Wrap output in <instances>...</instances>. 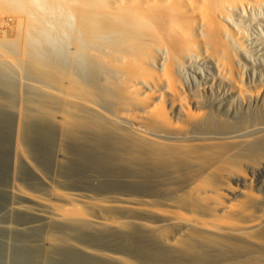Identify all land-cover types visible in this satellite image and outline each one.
I'll use <instances>...</instances> for the list:
<instances>
[{
  "label": "bare ground",
  "instance_id": "obj_1",
  "mask_svg": "<svg viewBox=\"0 0 264 264\" xmlns=\"http://www.w3.org/2000/svg\"><path fill=\"white\" fill-rule=\"evenodd\" d=\"M3 14L9 15V18L5 22L8 25L7 31L11 37L5 41L0 37V54L3 55L2 58H0V64L4 63L2 65H8L9 63L11 65L14 63V65H16L15 63L21 62L23 63L21 64L23 67H19L23 69L25 66L27 69L30 65L35 66L36 72L40 78V85L37 83L38 81H35L38 85L34 84V86H40L36 94L40 99V107H43L44 109L46 106L56 102V100L59 101V98L56 95L58 92H55L56 94L54 93V85L62 84L63 87H65V94L62 95L63 91L58 94L64 97V108L66 105V109L69 113L68 122L73 129H84L87 126H99L106 131H113L119 135L133 138L137 143L139 141L140 143L149 144L152 146L150 147L153 148L160 147L162 144H169L170 146L177 145L176 142H179L181 138H186H183L182 136H184L189 128H200L205 124L204 122L207 120L206 118L215 116L216 120L223 121L228 126L225 131L217 132L216 135L213 134L210 136V134H208L210 136L209 138L213 140V143L215 144L218 143L224 145L225 143L245 149L248 147L252 148L264 139V125L258 120L260 117L263 118L264 115V89H258V85L255 86V83L258 81V78L256 77L259 76L261 79L264 78V0H0V16ZM6 24L3 26L5 27ZM16 52L18 53V56L11 55L13 53L16 54ZM14 68L10 67L12 70ZM5 69L6 66L4 70ZM18 70L20 71L19 68ZM21 72L19 73L20 77L22 75ZM30 73L33 72L30 71ZM13 74L15 73L13 72ZM13 74L6 75L13 79L18 77V74L16 77L13 76ZM233 74H236L238 78L241 79L242 84L233 79H236ZM33 75L35 76L34 73ZM20 79L22 80V78H19L18 80ZM246 79L249 82H247L248 85H246ZM236 82H238L239 85ZM30 83L33 85V82L30 81L29 84ZM234 83L238 86L236 90H232ZM63 87L61 88L63 89ZM10 88H8L9 93L12 92V89ZM5 90H7V88ZM106 90L123 98L126 107L128 106L130 110L132 107L133 109H136L137 112L134 113V116L140 117L144 126L151 131L152 134H166L162 136L165 140L161 141L154 137L150 138L147 136L148 131L147 135L144 133L145 130L142 132L143 130L141 129H143V127L138 129V126H128L131 124L128 123L127 125L126 122V124L121 123L118 119L110 117V112V114L107 113V115L102 109L100 110L97 104V99L98 97H101V94L107 93L105 92ZM26 91L32 93V86L27 85ZM22 98L23 96L21 97V101ZM124 106L122 107L124 108ZM128 107L127 109H129ZM202 109H209L211 115L209 114L208 116H205V112L207 111ZM63 110L61 111L62 113ZM17 112L19 113L20 110ZM129 118L130 117H128V119ZM52 120L54 121L55 119ZM54 125L56 126V124ZM42 126L44 128V122L42 123ZM62 128L63 127H61V131L63 130ZM195 135L198 136L199 133ZM201 141L203 142V140ZM132 142L135 141L132 140ZM57 143L59 144L60 142ZM193 144L196 143L193 142ZM178 146H181L182 148L183 145L179 142ZM16 148L17 147H15V149ZM134 149L135 147L133 148V151ZM182 150L184 151L186 148L184 147ZM203 151L213 154L212 150L208 148ZM186 156L182 155L181 157L179 156V158L188 160L189 158ZM198 160H196V162ZM242 165L244 166V164ZM247 165L244 172L247 173L248 176H242L240 174L241 176L237 177H231L229 173L226 174L228 170L223 166H215V169L212 171L213 174L205 177L201 181L199 187L195 189V191H191V193H193L188 199V205L192 208L191 211H203L213 216L211 217L213 220L200 221V227L206 233H223L222 231L225 229H233L235 225L238 227L237 224H239L238 221L241 220V214H245L248 206V196L243 191L242 187L246 186L249 182L264 186V160L258 166ZM212 167L210 168L213 169L214 167ZM233 171L234 173H237L234 169ZM217 178H221L223 181L222 185L215 183V181L219 180ZM131 190H133V187ZM188 191L190 190L188 189ZM182 198L184 197L182 196ZM23 208H25V206ZM20 209H22V207ZM182 210L183 209L180 211ZM23 213H25V211ZM50 214H52V212ZM65 215L68 219H66V216L60 218V215V217H57V220L62 219L63 221L65 217L66 221L68 220L73 224H76L74 222L77 221L81 222L88 220H86V211L82 207L70 209ZM192 215L194 216V213ZM106 218H104V220H106ZM113 220L116 221V219ZM257 220H260V218ZM66 221L64 220L63 222ZM172 221L173 220L170 222ZM257 222L260 223V221ZM247 224L241 225L244 226ZM252 225L253 224H250L249 227H252ZM81 226L83 227V225ZM188 226L185 225V227ZM242 226H240V228H242ZM253 226H256V224L254 223ZM180 227H182V225H180ZM188 229H190V227ZM80 230H82V228ZM258 230L260 231V229ZM181 231V233H183L182 229ZM236 234L238 235V233ZM176 244L178 243L176 242ZM261 244L262 243H260V245ZM233 245H231V247ZM176 247L178 248V246ZM158 249L160 250V247ZM226 249L228 248L226 247ZM200 252L202 253V251ZM94 254H97V252ZM1 257L2 256H0V258ZM263 259L264 258H262V260ZM262 263L263 262H261V264Z\"/></svg>",
  "mask_w": 264,
  "mask_h": 264
},
{
  "label": "rangeland",
  "instance_id": "obj_2",
  "mask_svg": "<svg viewBox=\"0 0 264 264\" xmlns=\"http://www.w3.org/2000/svg\"><path fill=\"white\" fill-rule=\"evenodd\" d=\"M6 15L7 14H3L0 16V37L4 41L11 37L7 31L8 25L5 22L9 18V15ZM4 24H6V29L3 26ZM12 37L15 38L14 36ZM17 54L18 53L16 52V54L13 53L11 55L18 56ZM2 56L3 55L0 54V58H2ZM2 64H0V256H2L0 258V264H241L242 262V264H261V262L264 264V259L262 260V258H264L263 185L252 184L249 182L246 186H244L245 188L242 187L243 191L248 196L247 211L245 214H241V220L238 221L240 225L237 224L238 227L235 225L237 229L234 226L233 229H225V232L222 231L223 233L219 232L215 234L203 231L200 227V221L213 220V218H211L213 216L203 211H191L192 208L188 205V199L193 193H191V191H195L205 177L213 174L212 171L215 169V166H223L229 171H227L226 174L229 173L231 177L241 175L248 176V174L244 172V169L247 168L246 165L258 166L264 160V139L252 148L248 147L245 149L234 147L225 143L224 145L218 143L215 144L209 137L213 134L216 135L217 132H223L228 128L223 121L221 122L216 120L215 116L206 118L207 120L204 122V127L189 128L184 136H182L183 138H186H181L179 141L180 144L183 145L182 148L181 146H178L179 142H176L177 145L174 146L162 144L160 147L151 148L152 146L149 144L140 143L139 141L137 143V141L133 138L119 135L113 131H106L99 126H87L84 128L85 131L81 128L73 129L68 122L69 113L66 109V105L64 108L65 101L62 95L65 94V87H63L62 84H60L61 86L55 84V89L53 88L54 93H61L63 91L61 95L62 97L60 94L55 93L59 98V101L56 100V102L49 105L50 107L46 106L44 109L43 107H40V99L36 94L38 88H40V86H36L40 83V78L36 72L35 66L30 65L27 69L24 65L25 67L23 69L21 68L23 67V65H21L23 63L21 62L15 63L17 66L14 65V63L11 64L12 66L9 63L8 65ZM5 66L6 69L10 70V73L9 70H4ZM10 67H15L16 69L14 68L12 70ZM26 70L29 71L27 72ZM30 71L33 72L35 76L33 73H30ZM13 72L15 74H13ZM20 72L24 76L21 75L20 77ZM6 74H13L15 77L18 74V77L16 78H22V80L20 79V82V80L16 78L13 79L10 76L8 77ZM233 75L236 77V79H233L242 84L241 79H239L236 74ZM256 78H258V81L256 80L257 82L255 83V86L258 85V89H264V78L262 77L263 79H261L259 76ZM30 81L33 82V85L31 83L29 84ZM35 81H38V84ZM238 82L236 83L239 85ZM245 82L246 85H248L249 82L247 79ZM34 84H36V87ZM237 84H233L232 90H236V88H238ZM27 85L32 86V93L26 91ZM61 87H63V89ZM6 88L7 90H5ZM8 88L12 89L11 93H9ZM58 90L61 91L59 92ZM105 92L107 93L101 94V97H98L97 99V104L100 110L102 109V111L106 114L111 113V116H109L114 119H118L121 123H127V125L128 123L131 124L128 126H138V129L143 127V129H140L143 130L142 132L145 130V135H147L148 131L147 136L150 138L154 137L155 139H159L161 141L165 140L162 136L166 134L158 133V136L156 134H152L151 131L144 126L142 119L134 116V113L137 112V110L133 109V107L130 110L128 106L127 107L129 109H127L123 98L111 91L106 90ZM22 96L23 98L21 101ZM122 106H124V108ZM19 110L21 115L20 112H17ZM62 110L63 113L61 112ZM202 110L207 111L205 112V116H208L209 114L211 115V111L209 109ZM128 117L130 118L128 119ZM261 118L262 117L258 120L264 125V115L262 118L263 121ZM52 119L55 120L53 121ZM119 119L123 120L121 121ZM43 122L45 123L44 128L42 126ZM54 124H56V126ZM61 127H63V132L61 131ZM198 133L199 135L196 136L195 134ZM208 134H210V136ZM16 137H18L19 140ZM132 140H134L136 144L135 142H132ZM201 140H203V142ZM57 142L60 143L58 144ZM193 142L196 144H193ZM176 146L178 147V150ZM15 147L18 149H15ZM134 147L136 151L135 149L133 151ZM184 147L186 150L183 151L182 149ZM207 148L211 149L213 154L203 151L207 150ZM148 155L150 156V159ZM177 155L180 157L182 155H187L186 157L189 159L185 160L179 158ZM196 160L198 161L196 162ZM242 164H244V166ZM209 166H213L214 168L212 167L213 169H211ZM233 169L237 173H234ZM215 183L222 185L223 181L220 178L215 181ZM132 187L133 190H131ZM188 189L190 191H188ZM182 196L184 198H182ZM24 206L25 208H23ZM21 207L22 209H20ZM76 207H82L85 209L86 220L88 219V222L77 221L74 222L76 224H73L68 220L66 221L68 217L65 214L70 209H74ZM181 209L183 210L180 211ZM24 211L25 213H23ZM51 212L52 214H50ZM188 213H194V216ZM63 216H66V219L65 217L63 219V221L65 220L66 222H63L62 219L57 220V217L63 218ZM104 218H106V220H104ZM258 218H260V220H257ZM113 219H116V221ZM171 220L173 221L170 222ZM257 221H260V223ZM183 223L186 226H189L185 227ZM254 223L256 226H253ZM241 224L247 225H244L246 226L244 227ZM250 224H253L252 227H249ZM81 225H83V227ZM180 225H182V227H180ZM240 226H242V228H240ZM189 227L190 229H188ZM81 228L82 230H80ZM181 229L183 230V233H181ZM258 229H260V231ZM236 233H238V235ZM182 237L183 239L185 238L184 241ZM252 239L255 242L257 240V242H253ZM179 241L185 246H182ZM176 242L178 244H176ZM252 243H255L254 245L257 246H254ZM260 243L262 244L260 245ZM231 245L233 246L231 247ZM157 246L160 247V250ZM176 246H178V248ZM226 247L228 249H226ZM164 251H166L167 254ZM200 251H202V253ZM96 252L97 254H94Z\"/></svg>",
  "mask_w": 264,
  "mask_h": 264
}]
</instances>
